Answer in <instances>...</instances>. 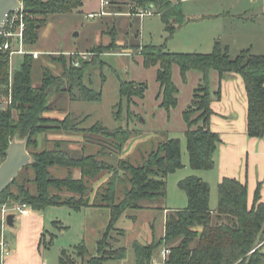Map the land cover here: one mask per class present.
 Returning a JSON list of instances; mask_svg holds the SVG:
<instances>
[{
	"label": "trees",
	"instance_id": "1",
	"mask_svg": "<svg viewBox=\"0 0 264 264\" xmlns=\"http://www.w3.org/2000/svg\"><path fill=\"white\" fill-rule=\"evenodd\" d=\"M117 12L139 8H152L159 13L166 29L173 33L175 23L183 22V0H108ZM83 0H24L26 11V46H32L39 39L40 27L46 24L49 14L68 13L81 7ZM41 16H44L42 19ZM114 40V39H113ZM121 47L115 39L108 45L96 47L93 60L79 59L61 53L50 54L52 60L62 65V75L52 74L47 66L42 68V85L33 83V54L23 56V61L14 72L13 103L0 109V163L6 158L10 142L18 134L28 137V149L34 157L26 165L11 185L0 194V211L10 202L26 203L35 210L49 206H68L74 210L96 206L110 211L107 230L98 241L93 253L86 243L76 245L73 255L84 260V264H114L125 259L128 249L115 247L110 235L117 229L120 217L129 210L145 208L143 201L167 195V177L183 166L181 140L167 139L145 154L140 162L121 157L129 140L137 136L121 127L111 129L101 123L90 127L83 126V119L72 112L63 118L46 116L52 109L49 97L52 91L62 90V80L66 77L68 88L74 100H100L101 91L84 82L88 67L104 64L100 55L115 52ZM147 68L157 67L156 79L160 84L157 98L160 106L168 114L179 104V88L173 79L174 66L180 68L184 82L190 70L201 72V83L194 89L191 103L183 111L187 123L186 137L190 164L194 169L210 170L215 166V153L221 137L210 127L213 95L210 88V72L217 70L222 76L235 72L243 78L248 97L247 131L252 137H264V54H255L251 48L243 49L232 56L228 46L217 41L211 52H175L164 45L143 44L137 46ZM52 55V56H51ZM11 62L8 52H0V96L9 91ZM147 83L134 80H121V101L115 107L119 117L122 104L127 105L133 97L144 98ZM77 89L78 93H75ZM221 96V89L215 92ZM17 112V117L14 115ZM129 114L132 111L129 110ZM47 132L77 133L86 137L100 136L99 147L94 152L74 156L63 149L62 141H55L52 148H40L38 135ZM89 134V135H88ZM141 134V132H140ZM139 135V134H138ZM113 146L118 152L110 151L111 156L122 158L119 166L105 159L106 149ZM86 148V147H85ZM109 150V149H108ZM65 168V176H57L53 168ZM78 169L79 178L73 175ZM110 172L97 189L94 201H90L93 182ZM122 186V187H121ZM179 186L188 196V206L182 209H169L166 216L165 232L158 239L142 243L135 241L132 248L135 264H155L154 258L161 247L170 248L165 264H264V202L261 201V187L256 189L254 201L248 203L247 184L234 177H224L218 185V205L211 209L210 184L197 175L187 176L179 181ZM122 196H120L121 194ZM120 194V195H119ZM166 209V207H164ZM200 228V229H199ZM2 222L0 217V234ZM41 239V244L44 237ZM73 255L63 251L60 264H75Z\"/></svg>",
	"mask_w": 264,
	"mask_h": 264
},
{
	"label": "rangeland",
	"instance_id": "2",
	"mask_svg": "<svg viewBox=\"0 0 264 264\" xmlns=\"http://www.w3.org/2000/svg\"><path fill=\"white\" fill-rule=\"evenodd\" d=\"M77 9L68 13L49 14L46 24L40 27L39 39L32 46L41 53L34 62L33 83L36 87L42 85L44 66H47L52 74L62 73V65L52 60L49 53L59 56L61 53L71 52L70 55H65L68 58L74 56V61L79 62L77 56L93 60L97 46L108 45L117 38L131 44V48L128 50L118 47L113 50L115 52L102 53L100 59L105 63L90 66L86 70L84 82L95 90L101 91L100 100L72 99L71 94L66 90L67 79L62 76L64 78L61 84L62 90L51 92L49 105L52 109L45 112V115L63 118L67 113L72 112L79 116V119H83L85 127L101 123L111 129L121 127L131 131L137 135L135 137L142 139L137 143L134 153L127 157L135 163L140 162L145 154L156 149L159 143L171 138L181 140L183 166L168 175L166 198L143 201L145 208L131 209L123 214L117 222V229L111 232L110 241L113 246H125L128 249L125 259L116 260L113 263L135 264L132 248L134 242L147 243L154 236L158 239L164 234V207L182 209L188 206V196L179 186L181 179L194 175L196 171L205 175L214 184L212 203L216 206L218 201V189L215 186L216 169H194L190 164L185 133L187 123L184 120L183 111L191 103L194 89L197 87L195 76L191 74L189 82L184 83L180 70L175 71L174 80L181 90L180 102L170 116L160 106L157 98L160 85L156 79L157 67L147 68L142 64L143 59L137 46L158 44L175 52L208 53L219 41L223 46H228L232 56L238 55L246 48H251L255 54H264V0H183L182 13L185 20L175 23L173 33L166 29L160 15L146 16L141 23L139 18L134 17L131 25L125 23L124 17L102 15L100 3L95 0H87L83 7L84 11ZM89 10L100 14L89 17ZM105 10L107 11L106 8ZM41 18L43 19L44 16ZM22 61V55L14 56V70L20 67ZM121 80L145 82L148 88L145 97H133L129 107L125 99L119 117H116V111L120 109L115 106L121 101ZM75 93H78L77 89ZM129 110L133 115L129 114ZM14 115L17 117L15 110ZM99 137L96 135L86 137L77 133L47 132L38 135V141L40 148H52L55 146V141H62L63 149L74 156H81L84 152L97 150ZM110 151L118 152L112 145L108 146L105 159L119 166L122 158L116 155L111 156ZM53 171L61 177L68 172L65 168L55 167ZM80 174L78 169L73 171L76 178H79ZM212 174L215 176L212 177ZM110 175V172H105L104 176L93 182L91 202L94 201L98 183L108 180ZM16 216H19V213ZM109 217L108 209L84 207L81 210H74L68 206L55 205L45 208L47 229L44 241L38 250L41 261L45 264H60L64 250L69 255H73L74 247L84 242L94 253L98 241L107 230ZM7 237L10 238L8 233ZM89 257L90 255L86 254L82 260L74 254V263L84 264ZM156 257L160 258V254ZM3 262L4 260L1 261L0 257V264Z\"/></svg>",
	"mask_w": 264,
	"mask_h": 264
},
{
	"label": "crops",
	"instance_id": "3",
	"mask_svg": "<svg viewBox=\"0 0 264 264\" xmlns=\"http://www.w3.org/2000/svg\"><path fill=\"white\" fill-rule=\"evenodd\" d=\"M95 1L100 3V9H102V0ZM86 2L87 0H83L82 6L77 10L84 11L83 7ZM105 8L107 11L109 10L110 13L103 15L124 17L125 23L131 25L133 24L132 19L134 17L139 18L140 23L146 17L139 16L135 12H130L127 9L126 11H122L123 13L116 12L110 4L105 5L104 9ZM89 11L88 14L91 12L97 13L93 10ZM154 12L155 15H160L156 13V11ZM117 43L121 46V49L129 50L131 48V44L119 40L118 38ZM178 69L180 70L179 66L175 65L173 79L174 73ZM191 74L195 76L198 86L201 83L202 74L197 70H190L187 74V81H182L188 83ZM178 88L180 94V87L178 86ZM210 88L213 95L212 108L214 111L211 116L210 127L212 130L218 132L221 137V142L218 144L215 153V166L211 169H216L215 186L218 189V185L224 177H234L241 180L247 184L248 203L251 206L254 201L256 189L260 185L261 201L264 202V137H252L248 134V97L243 78L235 72H226L221 76L217 70L213 69L210 72ZM219 88L221 89V96L218 98L215 92ZM158 99L161 102V98ZM173 110L174 108L171 110V115ZM140 140L142 139L137 137L129 140L121 157H129L131 153H134L138 146L137 143L140 142ZM194 175L201 177L210 184V206L211 209L215 211L218 201L216 206L212 203L214 191L212 180L206 178L205 175H202L198 171H196ZM214 176L215 174H212V177ZM103 182L104 181H100L98 187ZM89 208L106 209L96 206H89ZM169 209L170 208L164 209V226ZM46 225L45 209L35 210L29 206L28 209L24 213L19 214V216L15 214L14 226L8 225L5 230V237L9 244L10 253L4 258L3 264H44V262L41 261V255H39L38 250H40L42 245L41 239L45 236V231L47 229ZM7 233L10 235V238L7 237ZM150 241H152V238Z\"/></svg>",
	"mask_w": 264,
	"mask_h": 264
},
{
	"label": "built area",
	"instance_id": "4",
	"mask_svg": "<svg viewBox=\"0 0 264 264\" xmlns=\"http://www.w3.org/2000/svg\"><path fill=\"white\" fill-rule=\"evenodd\" d=\"M24 3V0H22ZM109 3L108 0H102V9L101 14L109 13L104 9L105 5ZM155 10L152 8H139L135 13L139 16H147L155 14ZM100 13L91 12L88 14L89 17H95ZM0 52H8L10 56L11 69H10V77H9V91L7 94L0 96V109L6 108L7 106L13 103V79H14V56L15 55H26L33 54L34 57L38 58L41 54L37 50H31L26 46V11L24 7L20 9H16L11 11L0 27ZM65 53V52H64ZM66 55H70L71 52L65 53ZM78 65L79 62L76 61ZM29 205L26 203H17L10 202L6 203L1 208V222H2V230L0 234V257L1 261L9 255L10 249L8 241L5 237V230L8 227L7 216L10 213L21 214L24 213L28 209ZM170 248L164 247L160 251V258L155 257V264H165L170 253ZM45 264V263H44Z\"/></svg>",
	"mask_w": 264,
	"mask_h": 264
},
{
	"label": "water",
	"instance_id": "5",
	"mask_svg": "<svg viewBox=\"0 0 264 264\" xmlns=\"http://www.w3.org/2000/svg\"><path fill=\"white\" fill-rule=\"evenodd\" d=\"M21 7H24L22 0H0V27L11 11ZM33 160L34 157L28 149V137H20L16 134L6 150V158L0 163V194L11 185L21 170L26 165L31 164ZM7 222L8 225L14 226V213L7 216Z\"/></svg>",
	"mask_w": 264,
	"mask_h": 264
}]
</instances>
